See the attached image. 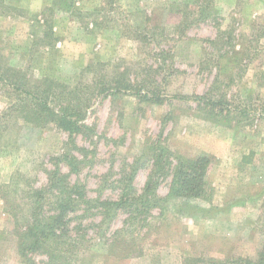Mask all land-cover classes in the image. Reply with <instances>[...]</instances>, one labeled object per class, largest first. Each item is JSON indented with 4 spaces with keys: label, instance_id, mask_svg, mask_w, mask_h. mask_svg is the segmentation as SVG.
I'll return each mask as SVG.
<instances>
[{
    "label": "rangeland",
    "instance_id": "obj_1",
    "mask_svg": "<svg viewBox=\"0 0 264 264\" xmlns=\"http://www.w3.org/2000/svg\"><path fill=\"white\" fill-rule=\"evenodd\" d=\"M5 3L11 7L0 12L2 67L31 83L54 79L69 91L86 84L93 75L86 67L98 64L106 89L88 98L92 106L79 118L89 128L70 136L13 112L21 94L0 83V264H19L14 214L27 221L32 191L46 185L56 167L93 200L71 221L80 228L71 234L83 240L77 264L255 259L264 241V0ZM128 76L161 102L116 91ZM55 94L54 104H68L66 91L58 87ZM84 95L81 89L86 106ZM208 97L214 104L197 107ZM203 154L211 160L201 195L160 201L132 220L116 243H107L128 215L111 220L110 205L102 221L95 199H117L127 186L141 193L149 178L166 198L170 167ZM73 155L77 161L68 165ZM44 195L45 203L54 200Z\"/></svg>",
    "mask_w": 264,
    "mask_h": 264
},
{
    "label": "trees",
    "instance_id": "obj_2",
    "mask_svg": "<svg viewBox=\"0 0 264 264\" xmlns=\"http://www.w3.org/2000/svg\"><path fill=\"white\" fill-rule=\"evenodd\" d=\"M11 5L5 3V0H0V12L4 8L8 9ZM48 21L46 20V25ZM47 35H50V31H47ZM4 68V69H3ZM12 67L1 66L0 64V83L4 87L14 88L19 91L21 96L16 103H13L11 109L13 112H19L25 114V118L30 120L34 124L40 125L41 123L52 124L59 130L68 131L70 136L74 133L82 132L83 129H88L89 126L84 123H80L84 113L90 109L92 102L88 98L94 96V92H102L106 89L104 87L105 80L102 75H96L99 71L98 64H89L86 67V71L93 72L90 80L82 87L77 86L73 89L67 90L65 84L58 83L54 79L41 78L34 80L31 83L26 77H22L19 72L13 70ZM12 71V72H11ZM14 72V73H13ZM16 73V74H15ZM118 79H115L117 82ZM28 84V85H27ZM28 86V87H27ZM60 87L62 93L66 91L67 99H69L67 105L54 104L53 95L56 88ZM133 90L134 93L142 100H156L161 102L159 95H152L147 87L136 82L133 77H129L126 81H118L116 85V91L120 89ZM86 89L85 104L78 98L79 91ZM23 94V95H22ZM182 98V95H176ZM29 98H31L29 100ZM199 101L203 98L199 97ZM92 100V99H91ZM212 97L205 99V104L197 107L200 109L206 104H214ZM54 104V105H52ZM61 106V107H60ZM229 106V105H227ZM32 110L33 113L31 112ZM231 111V109H228ZM211 109L206 113L212 114ZM242 111V110H241ZM245 112V111H243ZM264 117V112H263ZM207 116V115H206ZM211 116V115H210ZM209 155H200L196 158H190L187 162L174 165L170 167L173 172V181L171 182L168 196L166 198L159 196L153 186V179L149 178L146 182L145 189L138 193L135 187L125 188L121 190V193L117 199L108 200L97 198L95 209L97 212L103 215V219L107 218V212L110 205H115L114 214L112 219H115L119 212L127 214V218L124 221V225L121 229H116L113 232V240L109 236L107 243H116L119 237L132 226V220L138 219V216L142 213L148 212L152 207L159 206L160 201H169L176 197L182 196H199L204 191L205 181L204 176L207 171L208 163L210 162ZM68 165L75 163L77 158L73 155L71 159L66 157L65 160ZM172 163H170L171 165ZM60 167H56L48 173V183L42 187L36 188L32 191L31 198L36 197V200L32 201L28 219L24 223H20L17 214H14L15 225L13 229V236H15V248L19 256V264H77L76 259L79 260V255L75 252L83 244V240L78 239L79 236H75L72 233L74 229L80 230L79 227L71 226V221L76 212L81 209L84 212L89 211L92 206L93 200L80 190V185L71 184L67 181V176L61 174ZM72 170H76L75 166ZM60 182L62 186L60 187ZM153 188V189H152ZM51 193L54 200L44 202L46 193ZM151 195V198H149ZM148 196V197H147ZM140 202L141 207L137 206V202ZM149 203L151 204L149 207ZM86 205V206H83ZM143 206V208H142ZM142 208V209H141ZM138 221V220H137ZM126 226V227H125ZM114 234L116 236L114 237ZM87 240V238H86ZM111 241V242H110ZM45 253L46 259L42 261H36L33 253ZM200 261L198 258H186L187 264L196 263ZM211 264H264V241L263 245L258 252L255 259H249L247 257L239 256L227 261L211 260ZM205 264H207L205 262Z\"/></svg>",
    "mask_w": 264,
    "mask_h": 264
}]
</instances>
